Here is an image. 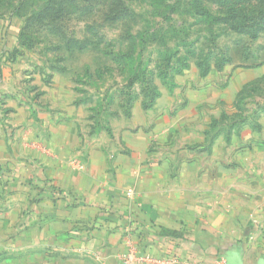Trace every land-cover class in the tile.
<instances>
[{
    "label": "crops",
    "instance_id": "obj_1",
    "mask_svg": "<svg viewBox=\"0 0 264 264\" xmlns=\"http://www.w3.org/2000/svg\"><path fill=\"white\" fill-rule=\"evenodd\" d=\"M10 96L0 91V263L125 264L132 243L175 264H264V157L233 168L214 152L172 156L171 143L148 147L146 122L89 131L68 102L31 113Z\"/></svg>",
    "mask_w": 264,
    "mask_h": 264
},
{
    "label": "rangeland",
    "instance_id": "obj_2",
    "mask_svg": "<svg viewBox=\"0 0 264 264\" xmlns=\"http://www.w3.org/2000/svg\"><path fill=\"white\" fill-rule=\"evenodd\" d=\"M0 91L31 113L68 102L89 131L146 122L148 147L239 168L264 157V0H0Z\"/></svg>",
    "mask_w": 264,
    "mask_h": 264
},
{
    "label": "built area",
    "instance_id": "obj_3",
    "mask_svg": "<svg viewBox=\"0 0 264 264\" xmlns=\"http://www.w3.org/2000/svg\"><path fill=\"white\" fill-rule=\"evenodd\" d=\"M122 260L125 264H139L143 262H149L151 264H175L178 261L173 257H152L143 253H140L138 248L132 243H129L127 251L122 255Z\"/></svg>",
    "mask_w": 264,
    "mask_h": 264
}]
</instances>
